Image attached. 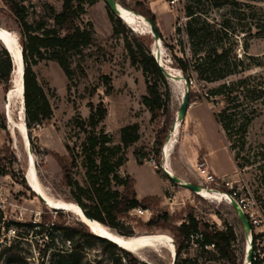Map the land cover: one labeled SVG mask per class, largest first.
I'll return each instance as SVG.
<instances>
[{
    "label": "rangeland",
    "instance_id": "obj_1",
    "mask_svg": "<svg viewBox=\"0 0 264 264\" xmlns=\"http://www.w3.org/2000/svg\"><path fill=\"white\" fill-rule=\"evenodd\" d=\"M116 1L138 13L135 8L137 0ZM140 1L149 8L146 1ZM17 2L26 7L27 21L34 30H38L41 24H45L46 28L52 27V9H62L60 0ZM228 2L230 0H162L161 13L155 15L157 27L163 36L157 50L165 65L174 67L164 40L176 43L177 40L185 39L183 31L176 33V27L184 26L187 20L186 7L192 4L212 22L228 24L227 41L236 43L239 56L245 53L246 46L249 47V54L264 56V34L258 35L260 31L254 29L256 24L264 25V2L236 0L237 5ZM109 11L104 0H99L93 6L85 5V13L77 18L76 24L81 29L91 28L92 25L94 40L70 56L73 71L71 79L66 77L56 61L45 59L32 66L53 112L51 119L44 125L34 126L30 130V147L41 183L52 196L76 204L71 200V188L63 181L59 157L69 161L66 145L73 147L78 153L73 177L80 185H87L82 142L89 130L86 123L90 116V104L103 102L108 115L97 130L104 129L110 137L108 145L111 148L120 147L115 152L117 156L123 157L124 163L118 172L120 176L130 175L134 178L138 196L159 197V203L150 206L155 212L154 217L167 212L169 216L175 217L174 224L179 225L186 214L192 211L201 221L217 229L232 226L237 235L234 248L238 257L246 261L248 240L231 202L203 197L174 183L163 167L164 144L182 102L185 81L180 78L181 75L175 80L167 79L161 90L169 95V114L152 119L151 113L142 103V97L146 94L145 78L140 69L131 65L124 38L113 35ZM121 20L129 30V37L145 36L151 42V53L156 52V41L148 27L141 23L128 24L123 18ZM0 27L14 34L20 43L21 26L3 0H0ZM3 47L0 42V51ZM253 71L261 70L256 68ZM106 77L110 80L109 84ZM11 80L7 84L0 83V113L4 117L0 118V264H8L13 256H18L27 264H52L57 252L70 253L75 246L79 249L81 264H172L173 258L165 246L157 250L147 248L137 255L130 252L132 256L129 257L120 250L104 248L100 242L88 236L66 234L53 229L52 224L74 226L83 222L68 210L47 206L27 183L29 154L17 127V124L24 122L25 108L19 109L16 103H12L8 114L6 102L13 86ZM205 92L206 88L200 85L196 87V82L190 88L191 99L186 118L181 123L177 137L168 146L170 168L182 180L198 183L201 179L198 177L197 165L206 161V153L211 151L209 159L217 173L232 182L238 194L237 199L244 200L253 219L262 220L255 232H264V187L260 182L264 174V106L248 128L245 148L240 151L229 149L236 159L234 162L231 153L224 147L226 145L229 148L231 142L227 141L212 114L217 107L205 100ZM132 124L138 125L140 137L138 141L125 145L120 131ZM158 136L163 138L161 145L156 142ZM247 161L249 164L246 166ZM3 172L15 175H1ZM168 198H172V201L168 202ZM122 221L124 228L121 229L132 231V236L163 235L174 244L171 232L148 227L147 217L128 213ZM41 222L47 226L48 233L44 237L39 232ZM29 224L37 226L31 228ZM85 225L91 232L89 226ZM255 248L256 253L264 258V237L257 240ZM187 255L197 258L201 264H226L214 253L202 255L198 245H191Z\"/></svg>",
    "mask_w": 264,
    "mask_h": 264
},
{
    "label": "trees",
    "instance_id": "obj_2",
    "mask_svg": "<svg viewBox=\"0 0 264 264\" xmlns=\"http://www.w3.org/2000/svg\"><path fill=\"white\" fill-rule=\"evenodd\" d=\"M12 15L21 26L20 44L24 61V107L28 137L32 144L30 130L34 126L44 125L52 117L50 101L43 87L39 84L32 66L39 61L49 59L56 61L68 79L73 71L70 56L73 53L89 46L94 40V30L81 29L76 20L85 13V5L93 6L99 0H60L62 9H52L51 19L53 26L46 28L41 24L38 30L27 21V9L17 0H3ZM200 2V0H196ZM217 1V0H213ZM264 2V0H247ZM229 4L237 5L236 0ZM219 5V4H218ZM136 11L148 18L156 27L160 38L163 39L157 27L156 15L146 8L142 1L137 0ZM194 8L193 4L186 7L187 20L184 26L178 25L176 33L183 31L185 39L171 42L164 40L170 52L172 68L179 69L190 83L196 87L206 88L205 100L217 107L212 112L216 123L224 132L227 141L231 142L229 149L243 150L247 143L248 128L252 121L261 113L264 106V56L249 54L246 46L245 53L237 54L236 43L227 41L228 24H216L205 14ZM112 24L113 35L122 36L125 42L131 65L141 70L146 82V94L142 97L143 105L149 110L152 119L161 115L168 116L170 111L169 95L164 94L161 86L167 83L158 61L151 53V42L145 36H128L124 22L111 10L108 12ZM258 35L264 34V25L256 24ZM42 30V32H40ZM175 41V39L172 38ZM261 71H253L254 69ZM11 57L5 47L0 51V83L7 84L12 79ZM109 84V78H105ZM110 87V86H109ZM191 99V93H190ZM108 110L103 102L90 104V116L86 123L89 127L87 136L82 142L84 153L85 176L87 185L82 186L74 179V169L77 165L78 153L69 144V161L59 157L63 171V181L71 188V200L92 219L116 230L123 236H132V231L126 232L122 218L136 207L150 208L151 204H158V196L137 198L135 180L130 175L120 176L118 170L123 165L122 156L116 152L120 147L111 148L110 137L103 128L98 127L106 119ZM3 115L0 113V118ZM4 119V117H3ZM2 119L3 126L5 121ZM121 139L125 145L138 141V125L132 124L121 129ZM163 138H156L161 145ZM233 142V143H232ZM116 151V152H115ZM159 153V152H158ZM235 162L236 159L234 158ZM139 164H142L138 160ZM249 162H246V166ZM238 167L243 165L237 164ZM264 169V166H263ZM12 175L3 172L1 175ZM22 182L25 184V180ZM264 187V174L261 177ZM122 188V190L120 189ZM59 213L60 211L57 210ZM175 217L167 212L159 213L149 219L146 225L150 228L168 229L174 237L176 248L175 264H201L197 258L187 255L191 246L192 236L200 234L201 238H194V243L200 248L202 255L216 254L226 264H243L234 248L237 235L232 226L217 229L208 222H203L191 211L179 225L174 224ZM31 228L37 226L29 224ZM53 229L66 234L76 233L79 236H88L100 242L106 249L120 250L127 256L132 254L109 239L89 232L84 223L79 225L52 224ZM45 222L40 223V235L47 236ZM49 227V226H48ZM264 232H253V255L251 264H264V258L256 253L255 243L263 238ZM214 244V251L206 250L204 245ZM70 253L57 252L52 258V264H81L79 249L73 247ZM8 264H27L18 256L10 257Z\"/></svg>",
    "mask_w": 264,
    "mask_h": 264
},
{
    "label": "bare ground",
    "instance_id": "obj_3",
    "mask_svg": "<svg viewBox=\"0 0 264 264\" xmlns=\"http://www.w3.org/2000/svg\"><path fill=\"white\" fill-rule=\"evenodd\" d=\"M118 8L120 9L121 17L128 24L141 23L142 25H145L146 27H148L151 30L149 22L146 20V18L143 15L136 13L133 10L128 9L127 7L121 5L120 3H118ZM3 41L6 42L8 48L11 50V52L16 55L17 59H19L20 58L19 50L21 53L22 47H21L17 37L14 34H11V33L7 32L6 30H4L0 27V42L5 47ZM160 41L161 40L156 41L155 49H156L157 53L155 52V54L158 56L160 62L162 64H165L164 61L162 60L161 56H160V53L158 54V50H157V46H158ZM166 66L176 76L181 75V71L179 69L172 68L169 65H166ZM21 73H22V66L21 65H19L18 71H15L14 73H12V80H13L12 83L14 85L12 86V88L10 90L11 98H10L9 92H8V100L6 102V109L8 111V114H9L10 104H12V103H16L17 104L16 106H18L19 109L25 108L24 107V87H22ZM24 116H25V112H24ZM180 126H181V123L177 122L175 131L171 134V137L164 144L163 154H164L165 163L163 164V167L170 175H175V174L173 173V171L169 165V161H168V157H167L168 156V146H169L171 140L172 139L174 140L177 137ZM17 127H18L19 133L24 138V141L26 143V149H27L28 154H29L28 155L29 156L28 162L30 165V169L27 173V178H28L29 184L31 185L30 188L36 195L42 194L44 196V198L47 199V201H48L47 206H49L51 208H59V209L65 210V211L68 210L69 212H71L75 216H77L80 221L87 224L89 226V229L91 232L97 234L98 236L104 237L106 239L113 240L114 242H118V244H120L121 248H123V249H125V250H127V251H129L135 255H137L139 252H141L142 250L147 249V248L157 250L160 248V246H165L170 251L171 256L174 260V258L176 257V249L174 247V244L167 237H165L163 235H157V234L142 235V236H123V235L119 234L118 232H116L114 229L110 228L109 226H107L103 223H100L96 220H94V221L89 220L88 218H86L83 210L81 209V207L78 204H73V203L68 202L64 199L56 198V196L54 197L51 194H49L47 192V189L41 183V180L38 176L37 169H36L34 154L32 153V151H30L31 143H30V140L28 137V132L26 130L27 127H26V123H25V117H24V122L23 123L20 122L19 124H17ZM197 194H199L203 197H207V198L227 200V201L232 202L231 196L226 192L210 191L206 188H201ZM246 239L248 240V248L247 249H249L250 248V242H249L248 238H246ZM246 253H247V250H246ZM246 264H248L247 261H246Z\"/></svg>",
    "mask_w": 264,
    "mask_h": 264
},
{
    "label": "water",
    "instance_id": "obj_4",
    "mask_svg": "<svg viewBox=\"0 0 264 264\" xmlns=\"http://www.w3.org/2000/svg\"><path fill=\"white\" fill-rule=\"evenodd\" d=\"M104 2L107 4V6L109 7V9L117 17H119L120 19H122L121 18L120 9L118 8V2L116 0H104ZM146 20L150 24V28H151L150 31L152 32V35H153L155 41L161 40L160 35H159L156 27L154 26V24L148 18H146ZM3 43L5 45L6 50L9 53L10 57H11L12 73H14L15 71H18L19 65L22 66V73H21V76H22V87H24L25 76H24V61H23L22 48H21L20 58L17 59L16 55L13 54L11 52V50L8 48L6 42L3 41ZM152 54L154 55L155 59L158 61L159 65L162 68L163 73H164V75L166 76L167 79L175 80V79L178 78L175 74H173V72L170 71V69L165 64H162L160 62L158 56L154 52H152ZM11 76H12V74H11ZM180 78L185 81L186 90H185V92H184V94L182 96V102H181L180 107L178 109L177 115H176V117H175V119H174V121L172 123L170 132H169V134L167 136V140L171 137V134L175 131L177 122L182 123L185 120L186 115H187L188 108L190 106V83L188 82L186 76L182 72H181V77ZM11 81H13V80H11ZM7 97H8V94H7ZM25 123H26V121H25ZM30 151H31V147H30ZM165 172L169 176V178L171 179V181H173L174 183L179 184V185H181V186H183V187L191 190L192 192H198L202 188L197 183L186 182V181L182 180L180 177H178L176 175H170L166 170H165ZM26 180H27V183L29 184V181H28V178H27V174H26ZM29 186L31 187L30 184H29ZM37 196L45 204H48L47 199L44 198V196L42 194H38ZM231 205L233 206V208L235 209V211L238 214V217L240 219L241 225L243 226V229H244L245 237L249 239L250 248L247 249L246 261L248 262V264H251V262H252V255H253V238L251 236L252 228H251L250 222H249L246 214L244 213V211L238 206L237 202L234 199H232ZM56 209H59V208H56ZM84 215L89 220H93V221L95 220V219L90 218L85 212H84ZM111 241L114 242L113 240H111ZM114 243L120 246V244H118V242H114ZM174 260H175V258H174ZM174 260H173L172 264H175ZM246 261H244L243 264H246Z\"/></svg>",
    "mask_w": 264,
    "mask_h": 264
},
{
    "label": "built area",
    "instance_id": "obj_5",
    "mask_svg": "<svg viewBox=\"0 0 264 264\" xmlns=\"http://www.w3.org/2000/svg\"><path fill=\"white\" fill-rule=\"evenodd\" d=\"M197 171H198V177H200V181L197 183L199 184L202 188H206L210 191H221V192H226L228 193L232 199H234L238 206L244 211V213L246 214L251 228H252V232H251V236L253 238V232H255L256 226H258L262 220H255L253 219V214L249 213L247 210V206L244 203L243 199L238 200L237 199V192L235 191V189H233L232 186V182L224 179L223 176H217L216 174H214L207 166V162L206 161H202L197 165ZM220 186V187H218ZM198 193V192H196ZM172 198H168V202H171ZM172 209V207H171ZM173 211V210H171ZM129 214L136 216V217H147V219H151L153 218V216L155 215L154 210H152L151 208H142V207H136L134 209H132ZM256 233V232H255ZM264 237V236H263ZM194 238L198 239L201 238L200 234H196L195 236H192V242L191 245H197V243H194ZM204 248L206 250H211L214 251L215 246L214 244H210V245H204Z\"/></svg>",
    "mask_w": 264,
    "mask_h": 264
},
{
    "label": "crops",
    "instance_id": "obj_6",
    "mask_svg": "<svg viewBox=\"0 0 264 264\" xmlns=\"http://www.w3.org/2000/svg\"><path fill=\"white\" fill-rule=\"evenodd\" d=\"M144 1H146L147 2V4H148V6H149V9L154 13V14H156L157 16H158V14L159 13H161L160 12V9H161V1L162 0H144ZM97 4V3H96ZM225 148H227V150L230 152V150H229V148L225 145L224 146ZM210 153H211V151L210 152H207L206 153V162H207V166H208V168L214 173V174H216L217 176H222V175H219L218 173H217V171H216V169H215V167H214V165H213V163L211 162V160L209 159V155H210ZM231 153V152H230ZM231 155H232V153H231ZM232 157H233V155H232ZM233 160H234V157H233ZM234 162H235V160H234ZM235 165H236V163H235ZM174 173V172H173ZM137 198L139 199V200H141L143 197H140V196H138V193H137Z\"/></svg>",
    "mask_w": 264,
    "mask_h": 264
}]
</instances>
